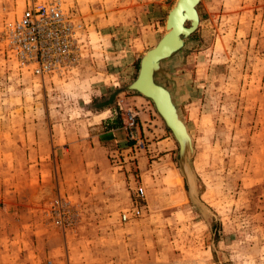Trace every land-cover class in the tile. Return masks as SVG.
Here are the masks:
<instances>
[{
	"label": "rangeland",
	"instance_id": "374dc122",
	"mask_svg": "<svg viewBox=\"0 0 264 264\" xmlns=\"http://www.w3.org/2000/svg\"><path fill=\"white\" fill-rule=\"evenodd\" d=\"M61 1L82 58L38 77L4 33L24 0H0V264H264V0H199L198 27L163 61L184 81L197 203L151 101L124 90L174 0ZM110 118L116 140L99 135Z\"/></svg>",
	"mask_w": 264,
	"mask_h": 264
},
{
	"label": "built area",
	"instance_id": "2783aa9c",
	"mask_svg": "<svg viewBox=\"0 0 264 264\" xmlns=\"http://www.w3.org/2000/svg\"><path fill=\"white\" fill-rule=\"evenodd\" d=\"M82 28L80 16L61 0H24L20 15L6 24L4 33L17 64L34 76L45 77L66 75L79 63L84 47ZM125 128L137 140L134 116L128 117ZM136 193L142 196L143 188L138 187ZM128 217L122 214L124 221Z\"/></svg>",
	"mask_w": 264,
	"mask_h": 264
},
{
	"label": "water",
	"instance_id": "95a60500",
	"mask_svg": "<svg viewBox=\"0 0 264 264\" xmlns=\"http://www.w3.org/2000/svg\"><path fill=\"white\" fill-rule=\"evenodd\" d=\"M198 3L199 0H174L166 15L164 33L152 47L143 52L138 61L135 77L124 86V90L134 91L149 99L165 127L171 132L178 145L177 161L180 171L195 203L199 202V199L196 195V176L191 162L194 153L193 139L176 100L180 84L178 78L181 76L173 75L163 65V61L174 54L182 53L185 48L184 39L197 28L199 15L195 6ZM183 4L186 8L182 12ZM189 14L192 18L189 26H183V18ZM164 56L167 57L163 58ZM163 79L171 80L173 88L167 87Z\"/></svg>",
	"mask_w": 264,
	"mask_h": 264
},
{
	"label": "crops",
	"instance_id": "0c3cea01",
	"mask_svg": "<svg viewBox=\"0 0 264 264\" xmlns=\"http://www.w3.org/2000/svg\"><path fill=\"white\" fill-rule=\"evenodd\" d=\"M150 120V119H149ZM150 121H153V120H150ZM105 124H106V126H105V130L104 131H102V132H100L99 133V135H104V136H106V137H110L111 139H113V140H116V139H114L113 137H114V135H115V131L116 130H119L121 127H114V125L112 126V123H114L115 122V120L113 119V118H110L109 120H104L103 121ZM149 122H147L146 124H148ZM111 124V125H110ZM154 125V124H153ZM155 126V125H154ZM149 132H151V131H149ZM152 134V133H151ZM162 135V137H163V134H161ZM160 141H163V142H165L164 144H165V150L166 149H169V146H170V144H169V139H168V137H166V138H162L161 140H159V141H157V142H160ZM149 145H151V144H149Z\"/></svg>",
	"mask_w": 264,
	"mask_h": 264
},
{
	"label": "bare ground",
	"instance_id": "6f19581e",
	"mask_svg": "<svg viewBox=\"0 0 264 264\" xmlns=\"http://www.w3.org/2000/svg\"><path fill=\"white\" fill-rule=\"evenodd\" d=\"M185 8H186V5L185 4H183L182 5V8H181V11L183 12L184 10H185ZM195 8H196V10H197V5L195 6ZM197 13H198V10H197ZM198 15H199V13H198ZM192 18H191V15L189 14V15H186V16H184V18H183V26H189V25H187L189 22H190V20H191ZM199 22H200V16H199V21L197 22V27H198V25H199ZM179 23V22H178ZM195 31V30H194ZM193 31V32H194ZM181 33L182 34V32L181 31H178V33ZM192 32V33H193ZM192 33H190L189 34V37H190V35L192 34ZM180 34V35H181ZM185 35H187V34H185ZM182 38H180V40H181ZM170 45H171V42H170ZM185 47V46H184ZM165 57H167V56H164L163 58H165ZM178 58V57H177ZM182 79V78H181ZM183 80V79H182ZM183 83H184V81H183ZM183 83L181 84V87L178 89V91H177V94H180V95H182V88H183ZM179 96V95H178ZM186 121V120H185ZM189 130V129H188ZM189 134H190V131H189ZM192 137V136H191ZM194 147V146H193Z\"/></svg>",
	"mask_w": 264,
	"mask_h": 264
}]
</instances>
